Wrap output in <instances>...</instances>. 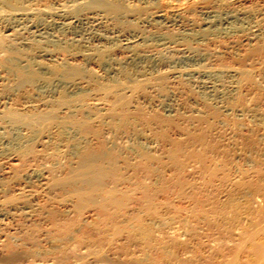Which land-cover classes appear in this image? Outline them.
<instances>
[{"label": "rangeland", "instance_id": "obj_1", "mask_svg": "<svg viewBox=\"0 0 264 264\" xmlns=\"http://www.w3.org/2000/svg\"><path fill=\"white\" fill-rule=\"evenodd\" d=\"M83 1L86 2L83 3ZM89 1L91 0L78 2L83 8ZM121 1L125 3L128 13L126 12L120 18L117 25L112 16H110L111 18L103 16V19L102 15L104 14H100L93 8L90 10L86 6L83 8L84 12H78L80 14L76 16L78 19L72 17L71 13L73 12L68 11L70 13H67L66 10L73 11L72 9L77 6L70 9L68 7L65 11L60 9L62 5L72 4H69V0H30V4L29 0H22V4L18 7L24 9V6L28 5V11L34 12L31 15L33 17L29 16L25 20L21 17L25 22L19 17L18 21L14 18L15 21L11 19L8 20L9 23L6 21L0 23V35L7 34L3 35L7 38L10 35V41L15 40L12 44L22 48L25 53L33 54V51L36 50L31 45V41L40 38L38 37L40 31L50 38L56 50L59 49L56 52L51 49L52 45H41L42 48H40L45 51H42L45 55L39 59L41 60L39 61L40 68L43 67L42 73H40L43 77H47L50 83L46 80L43 87L41 85L40 88V84L39 87L37 86L39 89L37 87L36 89L32 88L27 84L20 86L16 81V74L14 73L15 77L11 71L5 70L6 68L1 67L0 64V70L3 69L0 72L1 116H4L6 110H12L19 116L31 115H26V117L31 118L30 122L34 118L35 121L36 119L39 121L36 123L37 121L33 120L34 122H28L29 124L24 121L21 123L14 121L12 124L13 121L6 119V117H0V121H4L0 123V264H224L228 261H231V264H258L255 247L264 248V229H262L264 226V57L257 58L258 54L254 51L255 41L249 39L245 31L241 34L235 32L232 35H220L216 30L208 33L206 29L204 34L202 30L205 29V26L202 22L207 13L209 17H213L211 19H214L213 23L217 25L216 27L229 17L235 19V17L244 16L245 18L248 16L247 19L245 18L247 20L245 22L248 23L247 27L255 24L256 26L254 25L251 29L258 31L261 28L259 31L263 32L264 0ZM156 2L159 3L156 4ZM163 2H165L164 5H162ZM140 6L145 8H140V11H143L138 12ZM52 7H54V11L57 9L58 13L56 12L57 15H55L53 11V15L49 16ZM136 7L138 11H134ZM37 8L43 10L45 8L49 12L41 13L43 10L39 11ZM128 9L133 10L134 13L137 12L138 17L136 13L134 15L133 11L131 13V10ZM165 10H167V14L170 12L169 15L173 16L175 24L168 26L170 29L168 27L162 28V33L169 29L168 32L171 31L172 34L181 31L192 34L198 30L199 33L201 30L200 34H204L199 37V42H187L191 49L184 42L171 44L168 48L156 47L152 44L155 49L150 42L149 44L146 43L147 46L140 42L141 45H145V47L142 45L143 49L140 44L135 46L137 51H125L115 47L107 53L105 61L101 62L93 54L90 55L92 58L80 56L84 52L83 50L87 49L86 46L101 45L95 39V30H101V33L106 32L108 34L111 29L112 31L121 29L126 35L135 33V35L144 36L145 33L147 35L146 30L154 31L148 23H145L148 21L149 15L152 17L154 13ZM94 15L101 19L98 20L101 29H98L99 25L96 28V24L93 25L92 18ZM39 18H42L44 23ZM107 19L113 21L116 28L113 27V23L110 25V21L108 23ZM122 21L127 24L124 25ZM26 22L29 25L25 24ZM66 22L67 24L64 25ZM68 23L71 25L68 26ZM101 24H104V28ZM107 24L111 26L110 32H108ZM25 25L27 28L24 27ZM7 26L8 28H6ZM125 27H127L126 30ZM128 27L133 29L130 30ZM2 28L3 30H1ZM171 28L174 29L171 30ZM12 29L16 32L14 33ZM43 29L45 32L42 31ZM65 30H67L66 33ZM35 32L36 35L38 33L37 37L34 36ZM166 32L165 34H169ZM42 33L40 34L43 35ZM211 33L218 35L213 34V36L210 35ZM33 36L34 38H32ZM84 39L88 45L82 43L81 40ZM96 43L98 44L96 45ZM56 44L68 46L67 48L62 46L64 49H61L63 52H60L61 46L57 47ZM138 46L140 47L138 48ZM40 48H37L36 51ZM79 50H82L81 53ZM61 58L67 60L62 59L63 61H61ZM131 58H134V61ZM236 61L238 63L240 61L241 64L238 65ZM63 62H67L65 64L68 65L66 66L67 69L68 67H75V65H82L85 70L84 75L82 77L72 76L71 78V75L65 74V77L63 73L64 77H62V73H58L57 68L53 69V65L58 67V64H64ZM18 63L24 64L19 59ZM133 64L135 70L132 68ZM192 64L195 65V68L201 65L202 67L197 68L208 69L213 74L215 73L216 77L213 75L209 79L206 78L208 84L204 86L205 89L192 82L196 76L192 79V77L188 78L185 75L181 76L182 74L177 75L182 66L185 71L187 67L192 68ZM128 66L129 69H126ZM170 67L173 68V73ZM250 67L252 71H250ZM70 68L69 71L67 70L68 72H70ZM124 70L127 71L128 75L124 76ZM227 70L234 74V80H232L233 76L227 78ZM133 71L137 73L134 74ZM240 72L241 74H239ZM160 73L161 75H159ZM144 74L146 75L144 76ZM141 76L144 78L149 76V78L144 79ZM7 77L9 80H6ZM14 77L15 81H13ZM16 82L17 84H15ZM209 82L213 84L211 85ZM60 95L66 96L62 102L68 100L67 103L69 102V104L58 102ZM66 106H70L71 109ZM37 111L42 112V114ZM34 112L39 115L35 113V116ZM43 114L46 115V118ZM37 116H40L38 118L42 120L38 119ZM47 117L49 118L47 119ZM40 120L43 122L41 123ZM17 123L18 125L14 126ZM32 123L38 124V128ZM30 125L32 128L27 127ZM180 147L184 152L179 150ZM142 149L143 152L148 151L151 154H149L150 157L145 154L146 151L145 153L140 152ZM177 150L180 152L178 153ZM86 153L93 156L88 159L91 167H101L107 173L98 180L99 182L94 184L101 183V186L104 185L107 188L106 192H112L113 197H116L118 201L123 198L121 201L125 202L118 204V206L122 204V207L120 206L121 211L117 204L116 206L113 203L110 204L111 201L103 203L101 199L109 194L104 193V195L106 194L104 196L101 192L100 195L99 190L95 191L97 188L94 186L95 192L92 193V191L88 196L86 189L90 185L88 186L81 179V173H84L82 156ZM137 154H141L142 157L144 154L147 155L148 160L151 157L154 158L149 160L151 164L148 161L146 170L141 167V161H143L141 156V158L138 156L141 159L140 162L138 161L139 164L136 163L137 166H140L136 167ZM174 156H176L174 158L176 161L173 160ZM149 165H154L155 167H152L156 169H150L151 166L149 167ZM157 166L161 167L158 169ZM148 167L151 172L147 170ZM132 168H135L134 172H132ZM137 168L142 174L136 172ZM112 169L114 172H119L111 173L110 170ZM126 169L131 171H126ZM142 170H145L144 173ZM134 173L140 177L134 178ZM126 175L128 176L125 177ZM143 175L146 178L144 181ZM141 179L142 181H140ZM173 182L175 183L173 184ZM138 183L140 186L142 184L146 186L140 187ZM130 185L131 188H129ZM104 186L102 189L100 188L101 191L106 190ZM110 187L112 190L114 187V193L117 196ZM166 187L171 190L174 189L171 191L168 188L165 191ZM146 189H149L147 190L149 193L155 190V193L149 194L153 201L149 197V200L148 198L145 199L146 204H150L149 201H152L150 204L152 206L143 207ZM125 192H128V195ZM170 193L172 194L170 195ZM125 195L129 198H124ZM149 195L146 192V196ZM125 204L126 207L124 208ZM103 205L104 207H102ZM141 205L142 207H140ZM148 206L153 208L150 209ZM157 206H160V210ZM221 208L224 211H221ZM102 209L103 211H101ZM110 209H113L111 213L114 214H110L114 216L109 215ZM159 212L161 215H157L160 214ZM100 213L105 214V216ZM132 213H138L141 219L138 216L135 218L136 214ZM117 214L120 215L118 216L120 219L116 216ZM126 218H129L128 221ZM134 219H140L143 223H140V220L134 221ZM100 220H104V222ZM129 220L135 227H131ZM125 222L129 223V226ZM133 222L136 223L137 227ZM138 223L142 224L143 227L139 226ZM145 227L150 229L149 234H146L147 237L143 235L146 230ZM115 229L117 230L115 231ZM129 230L131 232L137 230L135 233H131L132 236L141 232V237L137 234L133 236H138L140 239L138 237L133 239L129 236ZM253 232L255 234L248 237ZM151 234L154 235V239L152 238L153 235L150 236ZM150 241H152L151 244L154 243L152 246L156 247L154 250H152L151 245V248L148 246ZM145 242L147 243L145 244ZM141 245L147 246L144 248ZM164 245L165 247L168 245L169 248L163 247ZM140 246L142 249L144 248V251L148 247L146 249L148 255L140 249ZM150 249L153 251L152 253L149 251ZM170 249L171 252L169 253ZM143 255H146L145 258ZM151 255H156L153 257L156 259H154L155 261L152 260ZM150 256L151 260H149Z\"/></svg>", "mask_w": 264, "mask_h": 264}, {"label": "bare ground", "instance_id": "obj_2", "mask_svg": "<svg viewBox=\"0 0 264 264\" xmlns=\"http://www.w3.org/2000/svg\"><path fill=\"white\" fill-rule=\"evenodd\" d=\"M37 1V0H36ZM66 1H68V0H66ZM78 1H80V0H69V4L70 3H72V4H70V5H68V3L67 4H65V5H62L61 7L62 8H60V9H64V11L68 8V9H70L71 7H76L75 9H72L73 11H71V10H66V12L67 13H70V12H73V13H71L72 14V17H74V18H76V19H78L76 16H77V14H78V16L80 15L79 13L80 12H82L84 9V7L86 6L87 8L89 7L90 8V10H92L91 8H93V10H96L97 12H99L100 14L102 13V14H104V15H102V18H103V16L105 17V16H107V17H110V16H112V18L114 19V20H116V25L119 23V20H120V18L121 17H123V15L127 12L126 11V6H125V3H123L121 0H109V1H107V0H91V1H89L87 4H83L84 5V7L83 8H81L82 6H81V4L80 3H82V0H81V2L79 3ZM125 1V0H124ZM128 1V0H127ZM131 1V0H130ZM149 1V0H148ZM163 1V0H162ZM166 1V0H165ZM61 2H64V1H61ZM84 2H86V1H83V3ZM153 2V1H152ZM166 2H168V1H166ZM25 3V2H24ZM32 3V2H31ZM133 3V2H132ZM159 3V2H158ZM157 2H156V4H158ZM164 3L165 2H163V4L162 5H164ZM169 3H171V2H169ZM168 3V4H169ZM22 4V0H0V23L1 22H4V21H6V23L8 22V20H11V19H13L14 20V18H16L17 19V21H18V19H19V17L21 18H24V20L27 18L28 19V17L30 16V17H33V16H31L34 12H29L28 11V9H27V7H28V5L27 6H24V9H23V7H21V8H19L18 7V5H21ZM29 4H30V0H29ZM36 4V3H35ZM57 4V3H56ZM63 4V3H62ZM80 4V6H78ZM151 4V3H150ZM167 4V3H166ZM24 5V4H23ZM22 5V6H23ZM33 5V4H32ZM152 5V4H151ZM56 6H58V5H56ZM144 6H145V4H144ZM153 6V5H152ZM166 6V5H165ZM165 6H163V7H165ZM170 6V5H169ZM263 6V5H262ZM32 7V6H31ZM37 7H39L38 5H37ZM60 7V6H59ZM149 7H150V5H149ZM167 7V6H166ZM165 7V9H167ZM45 8H47V7H45ZM45 8H44V10L42 9V8H37V9H39V11L42 9L43 11H41V13H44V11L46 12L47 11V9L45 10ZM54 7H52V8H50L51 10L50 11H52V12H49V11H47V12H49L48 14H49V16H51V14L53 15V11H54V9H53ZM129 8V7H128ZM140 8H141V6L139 7V11L137 10V7H136V9L134 10V11H138V12H141V11H143V10H141L140 11ZM143 9L145 8V7H142ZM141 8V9H142ZM161 7H159V9H160ZM171 8V7H170ZM250 8V7H249ZM30 9V8H29ZM53 9V10H52ZM56 9V8H55ZM35 10H36V8H35ZM81 10V11H80ZM89 10V9H88ZM128 10H131V9H128ZM147 10V9H146ZM146 10H144V11H146ZM160 10H162V9H160ZM241 10V9H240ZM250 10V9H249ZM248 10V11H249ZM252 10V9H251ZM33 11H34V9H33ZM68 11H70V12H68ZM95 11V12H96ZM132 11L133 10H131V13H132ZM134 11H133V13H134ZM167 10H165L164 12H161V11H159V13H154V15H152V17H150V15H149V17H150V19H149V17H148V21L146 22L145 21V23H148V25L149 26H151L152 28H153V30L154 31H147L146 29V32H147V35H146V33H145V35L144 36H138V35H135V33L133 32V30H132V32L134 33L133 35H126L125 33H124V31L123 30H118V31H112V29L110 28L111 26H109V24H107L108 26H107V28L109 29H107L106 27V30H108V32H110V29H111V32L110 33H108V34H106V32L105 33H101L99 30V32L97 31V30H95L94 31V35H95V39L97 40V41H99L98 43H101V45L99 44L98 46H95V45H93L92 47H88L89 45L87 44V41H85V39L84 40H81L82 41V43H84V45H88V46H86V50H83L84 52L83 53H81V51H80V53H81V57H83V58H86V57H89L91 54H93L95 57H98V59L100 60V62L101 61H103L106 57H107V53L108 52H110V50L113 48H117V49H120V50H128V51H135L136 49H135V46H137V45H141V43H144L145 45H146V43L148 42V44H149V42H150V44H151V46H153V45H155L156 47H165V48H168V46H170L171 44H174L175 45V43H177V44H179V43H182V42H184V44H187V42H193V41H195V42H197L198 40H199V37L200 36H202V35H204L205 34V30L209 33V31H214V30H216L217 31V33H219L220 35H222V34H235V32L237 33H239V34H241V32H246V34L248 35V37H249V39H251L252 41H255V47H254V51L255 52H257V54H258V57L257 58H259V57H264V31L263 32H260L261 30V28H259L258 29V31L257 30H255V29H251L255 24H253V26H249V27H247L248 26V23L247 22H245V21H247V20H245V18L247 19V17H245L244 18V16H241V17H235V19H232L231 17H229V18H227V19H225L224 20V22H221L222 24L221 25H218V27H216L217 25H215L214 23H213V20L214 19H211V18H213L212 16H208L207 14L204 16V18H203V22H202V24L205 26L204 28L205 29H203L202 30V32H204V34H200L201 33V30H200V33L197 31L196 33L194 32H192V34H190V33H188V32H179V31H177L178 30V28H176L177 30V32H179V33H176V32H174V34H172V33H170V32H168L169 31V27L168 26H170V25H172V26H174V24H175V22H174V20H173V16L171 17L169 14H170V12H169V14H167L168 12H166ZM201 11V10H200ZM244 11V10H243ZM253 11V10H252ZM259 11V10H258ZM56 12L58 13V11H57V9H56V11H54V13H55V15H57L56 14ZM79 12V13H78ZM84 12V11H83ZM94 12V11H93ZM96 12V13H97ZM147 12V11H146ZM154 12H156V11H154ZM174 12V11H173ZM202 12V11H201ZM203 12H204V10H203ZM35 13H37V12H35ZM39 13V12H38ZM60 13V12H59ZM86 13V12H85ZM128 13V12H127ZM130 13V14H131ZM136 14H137V17H138V13L137 12H135ZM135 13H134V15H135ZM230 13V12H229ZM254 13V12H253ZM261 13V12H260ZM40 14V13H39ZM46 14V13H45ZM44 14V15H45ZM61 14V13H60ZM65 14V13H64ZM82 14V13H81ZM94 14V13H93ZM235 14V13H234ZM255 14V13H254ZM35 15V14H34ZM38 15V14H37ZM61 15H63V14H61ZM68 15V14H67ZM67 15H64V16H67ZM97 15H98V13H97ZM97 15H94V17L92 18L93 20H92V22H93V25H94V23L96 24V26H95V28L98 26V29H101V27H100V24H99V22H98V20H101V19H98V18H96V16ZM241 15V14H240ZM263 15V14H262ZM41 16V15H40ZM39 16V17H40ZM92 16V15H91ZM99 16V15H98ZM132 16V15H131ZM202 16V15H201ZM214 16V15H213ZM233 16V15H232ZM250 16V15H249ZM18 17V18H17ZM35 17H37L38 18V16H35ZM34 17V18H35ZM42 17V16H41ZM61 17V16H60ZM63 17V16H62ZM69 17V16H68ZM81 17V16H80ZM106 17V18H107ZM125 17V16H124ZM128 17H129V14H128ZM228 17V16H227ZM21 18V19H22ZM45 18V17H44ZM99 18H101V17H99ZM111 18V17H110ZM201 18V17H200ZM234 18V17H233ZM30 19V18H29ZM50 19H51V17H50ZM60 19V18H59ZM72 19V18H71ZM104 19V18H103ZM102 19V20H103ZM123 19V18H122ZM130 19H132V18H130ZM138 19V18H137ZM144 19V18H143ZM175 19V18H174ZM252 19H254V18H252ZM23 19H22V21H24ZM39 20H41L42 21V18L40 19L39 18ZM53 20V19H52ZM82 20V19H81ZM108 20V19H107ZM106 20V21H107ZM112 20V19H111ZM140 20H141V18H140ZM146 20V19H145ZM176 20V19H175ZM218 20V19H217ZM234 20V21H233ZM249 20V19H248ZM15 21V20H14ZM16 21V22H17ZM21 21V20H20ZM26 21H28V20H26ZM65 21H66V19H65ZM69 21V20H68ZM84 21V20H83ZM90 21V20H89ZM109 21L110 20H108V23H109ZM200 21H201V19H200ZM254 21V20H253ZM10 22V21H9ZM8 22V23H9ZM25 22V21H24ZM43 22V21H42ZM46 22V21H45ZM48 22V21H47ZM62 22V21H61ZM115 22V21H114ZM131 22V21H130ZM142 22H143V20H142ZM249 22H252V21H249ZM258 22V21H257ZM5 23V24H6ZM12 23V22H11ZM21 23V22H20ZM19 23V24H20ZM30 23V22H29ZM32 23V22H31ZM38 23H40V22H38ZM44 23V22H43ZM50 23V22H49ZM55 23H56V20H55ZM71 23V22H70ZM82 23V22H81ZM88 23V22H87ZM91 23V22H90ZM111 23H113V21L111 22L110 21V25H111ZM122 23H123V21H122ZM126 23V22H125ZM125 23H123L124 25H125ZM134 23V22H133ZM256 23V22H255ZM2 24V23H1ZM25 24H28V22H26ZM46 24H48V23H46ZM54 24V23H53ZM67 24V22L66 23H64V25H66ZM114 24V23H113ZM127 24V23H126ZM130 24V23H129ZM136 24H138V23H136ZM135 24V25H136ZM220 24V23H219ZM251 24V23H250ZM14 25V24H13ZM29 25V24H28ZM49 25V24H48ZM54 25H56L57 26V24H54ZM62 25H63V22H62ZM71 25V24H70ZM69 25V23H68V26H70ZM102 25V28H104L103 27V25L104 24H101ZM141 25V24H140ZM142 25H143V23H142ZM147 25V24H146ZM147 25V26H148ZM176 25H177V23H176ZM20 26V25H19ZM61 26V25H60ZM59 26V27H60ZM105 26H106V24H105ZM115 26V24L113 25V27ZM123 26V25H122ZM220 26V27H219ZM256 26V25H255ZM16 27V26H15ZM24 27H26V25L24 26ZM24 27H23V29H24ZM40 27V26H39ZM63 27V26H62ZM74 27V26H73ZM81 27V26H80ZM92 27V26H91ZM91 27H89V28H91ZM100 27V28H99ZM112 27V28H113ZM124 27V26H123ZM130 27V26H129ZM128 27V28H129ZM145 27V26H144ZM150 27V28H151ZM165 27H168L169 29L168 30H166L169 34H165V32L164 33H162V31H161V29L162 28H165ZM178 27H179V25H178ZM207 27V28H206ZM262 27V26H261ZM6 28H8V26L6 27ZM17 28H19V27H17ZM16 28V29H17ZM27 28V27H26ZM37 28V27H36ZM35 28V29H36ZM115 28H116V26H115ZM137 28V27H136ZM140 28V27H139ZM150 28H148V29H150ZM151 28V29H152ZM257 28H258V26H257ZM264 28V27H263ZM14 29V28H13ZM12 29V30H13ZM39 29V28H38ZM58 30H59V28H57ZM64 29V28H63ZM70 29V28H69ZM68 29V30H69ZM72 29V28H71ZM125 30L127 29V27H125L124 28ZM130 29V28H129ZM131 29H133V28H131ZM130 29V30H131ZM174 29V28H173ZM172 28H171V30H173ZM180 29V28H179ZM184 29V28H183ZM211 29V30H210ZM1 30H3V28L1 29ZM45 29H43L42 31H44ZM105 30V29H104ZM117 30V29H116ZM144 30V31H145ZM260 30V31H259ZM14 31V30H13ZM22 31V30H21ZM24 31V30H23ZM25 31H26V29H25ZM32 31H33V29H32ZM32 31H30V32H32ZM66 31L67 30H65V33H66ZM90 31V30H89ZM98 33H97V32ZM135 31H137L136 29H135ZM163 31H164V29H163ZM186 31H188L187 29H186ZM196 31V30H195ZM12 32V31H11ZM16 31H14V33H15ZM34 32V31H33ZM39 32V31H38ZM45 32V31H44ZM48 32H50L49 30H48ZM48 32H47V34H48ZM52 32V31H51ZM62 32H64V31H62ZM73 32V31H72ZM91 32V31H90ZM127 32V31H126ZM138 32V31H137ZM150 32V33H149ZM166 32V33H167ZM173 32V31H172ZM215 32V31H214ZM13 33V34H14ZM40 33H42L41 31H40ZM39 33V35L40 36H38V37H40L39 39H36L35 38V40H33V41H31L32 42V46L37 50V48H40L41 47V45L43 46V45H52L53 46V44L51 43V41H50V38L49 37H47L46 36V34L45 33H42L43 35H41ZM55 33H56V31H55ZM59 33H61V32H59ZM64 33V34H65ZM69 33V32H68ZM74 33V32H73ZM72 33V34H73ZM84 33V32H83ZM96 33V34H95ZM139 33H142V32H139ZM216 33V34H217ZM2 34V33H1ZM17 34V33H16ZM30 34V33H29ZM45 34V35H44ZM63 34V33H62ZM138 34V33H137ZM143 34V33H142ZM213 34H215V33H211L210 35H213ZM215 34V36H217ZM243 34V33H242ZM3 35H7V34H3ZM3 35H0V64H1V67L3 66V67H5L6 69L5 70H7V71H11L13 74L15 73L16 74V76H17V82H18V84L20 85V86H22L21 84H23V86H25L26 84L27 85H29L30 87L32 86V88L34 87L35 89H36V87L38 86L39 87V84H40V88H41V85H42V87H43V85H45V83H46V80H47V77H43V75L41 74L42 72H41V69L43 68H40V66H41V64H39V61H41V60H39V59H41L44 55H45V53H43L42 51H44V50H41V48H40V50L38 49V51H36V50H34L33 51V54H29L28 52L27 53H25L23 50H22V48H20V47H17L16 46V44H12L14 41H10V35H9V38H7V37H4ZM37 35H38V33H37ZM37 35H36V32L34 33V36H36L37 37ZM49 35V34H48ZM52 35V34H51ZM87 35V34H86ZM225 35V36H226ZM244 35V34H243ZM31 36V35H30ZM29 36V37H30ZM34 36L32 37V38H34ZM58 36V35H57ZM63 36V35H62ZM74 36V35H73ZM78 36V35H77ZM82 36V35H81ZM214 36V35H213ZM240 36V35H239ZM13 37V36H12ZM16 37V36H15ZM28 37V39H30ZM206 37V36H205ZM210 37V36H209ZM230 37V36H229ZM235 37H237V36H235ZM243 37V36H242ZM49 38V39H48ZM78 38V37H77ZM85 38V37H84ZM207 38V37H206ZM211 38H213V37H211ZM14 39V38H13ZM52 39V38H51ZM76 39V38H75ZM91 39V38H90ZM94 39V40H95ZM238 39V38H237ZM246 39V38H245ZM27 40V39H26ZM31 40V39H30ZM58 40V39H57ZM77 40H79V39H77ZM95 40V41H96ZM211 40V39H210ZM248 40V39H247ZM64 41V40H63ZM66 41V40H65ZM70 41H72V40H70ZM70 41H69V43H70ZM80 41V42H81ZM88 41H89V39H88ZM241 41V40H240ZM30 42V43H31ZM52 42H54V41H52ZM56 42V41H55ZM54 42V43H55ZM58 42H59V40H58ZM57 42V43H58ZM67 42V41H66ZM79 42V41H78ZM139 42V43H138ZM141 42V43H140ZM199 42V41H198ZM247 42V41H246ZM24 43V42H23ZM68 43V42H67ZM75 43V42H74ZM98 43H96V45L98 44ZM249 44H250V42H248ZM25 44V43H24ZM71 44H73V43H71ZM70 44V45H71ZM79 44V43H78ZM93 44V43H92ZM95 44V43H94ZM144 44H142V45H144ZM153 44V45H152ZM176 44V45H177ZM190 44V43H189ZM195 44V43H194ZM199 44V43H198ZM252 44V43H251ZM15 45V46H14ZM23 45V44H22ZM70 45H69V47H70ZM80 45V44H79ZM142 45H141V47H142ZM145 45H144V47H145ZM191 45V44H190ZM56 46L57 47H60V46H58L57 44H56ZM62 46H66V45H62ZM61 46V47H62ZM68 46V45H67ZM67 46L65 47V48H67ZM73 46V45H72ZM77 46V45H76ZM82 46V45H81ZM80 46V47H81ZM147 46V45H146ZM180 46V45H179ZM187 46H188V44H187ZM55 47V45L51 48L53 51L55 50L56 52L57 51H59V49L57 48V50H56V48H54ZM60 47V52H63V51H61V49H64L63 47L61 48ZM85 47V46H84ZM140 46H138V48H139ZM154 47V46H153ZM175 47V46H174ZM185 47H186V45H185ZM189 47V46H188ZM34 48H32V49H34ZM44 48V47H43ZM50 48V47H49ZM54 48V49H53ZM71 48V47H70ZM73 48V47H72ZM152 48V47H151ZM160 48V49H161ZM170 48V47H169ZM173 48V47H172ZM190 48V47H189ZM50 49V50H51ZM69 49V48H68ZM142 49H143V47H142ZM154 49H155V47H154ZM159 49V48H158ZM187 49V48H186ZM191 49V48H190ZM26 50V49H25ZM46 50V49H45ZM70 50V49H69ZM68 50V51H69ZM75 50H77L76 48H75ZM164 50H166V49H164ZM171 50H173V49H171ZM188 50V49H187ZM193 50V49H192ZM249 50V49H248ZM26 51H28V50H26ZM47 51V50H46ZM67 51V50H66ZM137 51V50H136ZM145 51V50H144ZM146 51H148V50H146ZM159 51H161V50H159ZM29 52H32V51H29ZM35 52V53H34ZM45 52V51H44ZM52 52V51H51ZM59 52V53H60ZM122 52V51H121ZM166 52V51H165ZM246 52V51H245ZM249 52V51H248ZM251 52V51H250ZM252 52H253V50H252ZM254 52V53H255ZM47 53V52H46ZM49 53V52H48ZM65 53V52H64ZM76 53V52H75ZM79 53V52H78ZM132 53V52H131ZM134 53V52H133ZM141 53V52H140ZM169 53V52H168ZM181 53V52H180ZM183 53V52H182ZM185 53V52H184ZM190 53V52H189ZM54 54V53H53ZM61 54H63V53H61ZM67 54H69V53H67ZM66 54V55H67ZM136 54V53H135ZM134 54V55H135ZM170 54H171V52H170ZM169 54V55H170ZM176 54V53H175ZM55 55H56V53H55ZM72 55H74V54H72ZM128 56H129V54H127ZM133 55V54H132ZM143 55V54H142ZM154 55V54H153ZM184 55V54H183ZM190 55V54H189ZM248 55H249V53H248ZM247 55V56H248ZM54 56V55H53ZM76 56V55H75ZM121 56H122V54H121ZM151 56V55H150ZM150 56H148V58L150 57ZM176 56V55H175ZM177 56H180V55H177ZM250 56V55H249ZM255 56V55H254ZM257 56V55H256ZM72 57V56H71ZM80 57V59H82ZM125 58H126V56H124ZM136 57V56H135ZM134 57V58H135ZM170 57V56H169ZM192 57V56H191ZM191 57H190V59H191ZM246 57V56H245ZM57 58V57H56ZM55 58V59H56ZM64 58V57H63ZM63 58H61V61H65V60H67V59H63ZM66 58V57H65ZM69 58V57H68ZM90 58H92V56H90ZM120 58V57H119ZM122 58V57H121ZM124 58V59H125ZM134 58H131L132 60L134 59ZM151 58V57H150ZM174 58V57H173ZM172 58V59H173ZM179 58V57H178ZM184 58H185V55H184ZM187 58V57H186ZM249 58H251V57H249ZM18 59L19 60H21V62L22 63H24V64H20V63H18ZM54 59V58H53ZM63 59V60H62ZM88 59V58H87ZM97 59V60H98ZM123 59V58H122ZM136 59V58H135ZM158 59V58H157ZM167 59V58H166ZM180 59H182V58H180ZM188 59V58H187ZM186 59V60H187ZM264 59V58H263ZM51 60V59H50ZM78 60V59H77ZM82 60H84V59H82ZM98 60V61H99ZM131 60V61H132ZM152 60V59H151ZM171 60V59H170ZM169 60V61H170ZM176 60V59H175ZM189 60V59H188ZM258 60V59H257ZM260 60V59H259ZM17 61V62H16ZM43 61H45V60H43ZM59 61V60H58ZM71 61V60H70ZM95 61V60H94ZM93 61V62H94ZM105 61V60H104ZM129 62H130V60H128ZM134 61V60H133ZM132 61V62H133ZM155 61H156V59H155ZM178 61V60H177ZM202 61V60H201ZM260 61H263V60H260ZM46 62V61H45ZM48 62V61H47ZM55 62V61H54ZM99 62V63H100ZM123 62V61H122ZM137 62V61H136ZM135 62V63H136ZM146 62V61H145ZM160 62V61H159ZM174 62V61H173ZM176 62V61H175ZM182 62V61H181ZM183 62H184V60H183ZM196 62H197V60H196ZM195 62V63H196ZM199 62V61H198ZM237 62V61H236ZM244 62V61H243ZM43 63V62H42ZM52 63V62H51ZM64 63V62H63ZM68 63H70V62H68ZM97 63V62H96ZM127 63V62H126ZM131 63V62H130ZM154 63V62H153ZM152 63V64H153ZM202 63V62H201ZM206 63V62H205ZM239 63H240V61H239ZM239 63L237 62V64L239 65ZM56 64H58V63H56ZM65 64H67V62L66 63H64V64H58V67L56 66H54L53 64V69L54 68H57V72L58 73H62V77H64L63 76V73H64V75L66 74L67 76H70L71 75V78H72V76L73 77H77V76H80V77H82L83 75H84V73H85V70H84V68L82 67V65L80 66V65H75V67H68V69L66 68V66H68V65H65ZM79 64V63H78ZM103 64V63H102ZM119 64H121V63H119ZM125 64V63H124ZM132 64V63H131ZM138 64V63H137ZM137 64H136V66H137ZM176 64H178V63H176ZM187 64H188V61H187ZM189 64H191V63H189ZM203 64V63H202ZM210 64V63H209ZM241 64V63H240ZM43 65V64H42ZM48 65V64H47ZM72 65V64H71ZM98 65V64H97ZM126 65V64H125ZM130 65V64H129ZM134 65V64H133ZM140 65V64H139ZM174 65V64H173ZM196 65H197V63H196ZM200 65V64H199ZM245 65V64H244ZM44 66V65H43ZM141 67H142V65H140ZM154 66V65H153ZM152 66V67H153ZM195 65H191V67L192 68H188L187 67V70H183V66H182V69H180L181 71L180 72H178V74L177 75H181V76H183V75H185V76H187L188 78H191L192 77V79H193V77H195L194 79V81L192 80V79H190V80H192V82L193 83H195L197 86H201L202 88H204V86L206 85V84H208L207 83V81H208V79L210 78V77H213V75L215 74H213V72H211L210 70H208V69H206L205 67V69L206 70H202L201 68H197V67H200V66H197L196 68L194 67ZM237 66V65H236ZM45 67V66H44ZM52 67V66H51ZM126 67H127V65H126ZM126 67H124V68H126ZM151 67V68H152ZM186 67V66H185ZM202 67V66H201ZM233 67V66H232ZM235 67V66H234ZM243 67V66H242ZM40 68V69H39ZM69 68H70V72H68L69 71ZM132 68H133V70H135L136 68H135V65L134 66H132ZM131 67H130V69H132ZM171 68V67H170ZM180 68V67H179ZM210 68V67H209ZM244 69H245V67H243ZM249 68V67H248ZM251 68V67H250ZM254 68V67H253ZM39 69V70H38ZM50 69V68H49ZM52 69V68H51ZM126 69H129V66H128V68H126ZM138 69V68H137ZM167 69V68H166ZM172 69V73H173V68H171ZM186 69V68H185ZM198 69V70H197ZM239 69V68H238ZM237 69V70H238ZM1 70H3V69H1ZM1 70H0V72H1ZM48 70V69H47ZM68 70V71H67ZM120 70V69H119ZM143 70V69H142ZM168 71H169V69H167ZM178 70V69H177ZM183 70V71H182ZM240 70V69H239ZM55 71V70H54ZM122 71V70H121ZM125 71L126 70H124V76H126V75H128V73H127V71H126V73H125ZM138 71H139V69H138ZM153 71V70H152ZM167 71V72H168ZM234 71V70H233ZM243 71V70H242ZM250 71H252V68L250 69ZM254 71V70H253ZM41 72V73H40ZM45 72V71H44ZM48 73H49V71H47ZM66 72V73H65ZM123 72V71H122ZM133 72H135L134 74H136L137 72L136 71H133ZM239 72V71H238ZM238 72H237V74H238ZM244 72V71H243ZM247 72H249L248 70H247ZM8 73V72H7ZM46 73V72H45ZM53 73H55V74H57L56 72H53ZM144 73V72H143ZM157 73V72H156ZM226 73V72H225ZM234 73V72H233ZM246 73V72H245ZM244 73V74H245ZM255 73V72H254ZM253 73V74H254ZM3 74H5V73H3ZM2 74V75H3ZM15 74H14V76H15ZM44 74V73H43ZM59 74V75H60ZM147 74V73H146ZM146 74H144V76L146 75ZM169 74V73H168ZM217 74V73H216ZM239 74H241V72L239 73ZM257 74V73H256ZM259 74V73H258ZM46 75V74H45ZM58 75V74H57ZM66 75H65V77H66ZM159 75H161V73L159 74ZM166 75V74H165ZM224 75V74H223ZM226 75V74H225ZM246 75V74H245ZM255 75V74H254ZM253 75V76H254ZM261 75V74H260ZM11 76H13V75H11ZM15 76V77H16ZM48 76V75H47ZM56 76V75H55ZM150 76V75H149ZM149 76H146L145 78L143 77V76H141V77H143L144 79H146L147 77L149 78ZM152 76V75H151ZM158 76V75H157ZM167 76V75H166ZM170 76V75H169ZM173 76V75H172ZM215 77H216V75H214ZM228 76V77H227ZM227 78H229V77H232L233 79L232 80H234V74H232V72H228V70H227ZM239 76V75H238ZM264 76V75H263ZM1 77V76H0ZM15 77H14V80L13 79H11V80H13V81H15ZM49 77V76H48ZM53 77V76H52ZM51 77V78H52ZM114 77V76H113ZM112 77V78H113ZM214 77V78H215ZM224 77V76H223ZM242 77V76H241ZM247 77V76H246ZM250 77V76H249ZM248 77V78H249ZM4 78V77H3ZM8 78V77H7ZM6 78V80H9V78L7 79ZM13 78V77H12ZM56 78V77H55ZM68 78V77H67ZM70 78V77H69ZM70 78V79H71ZM147 78V79H148ZM152 78V77H151ZM175 78V77H174ZM182 78V77H181ZM206 78H208V79H206ZM219 78V77H218ZM237 78V77H236ZM75 79V78H74ZM49 80V79H48ZM47 80V81H48ZM54 80V79H53ZM73 80V79H72ZM188 80V79H187ZM217 80V79H216ZM224 80V79H223ZM225 80H227V79H225ZM231 80V81H232ZM55 81V80H54ZM65 81H68V80H66L65 79ZM71 81V80H70ZM88 81V80H87ZM212 81V80H211ZM219 81V80H218ZM221 81V80H220ZM17 82L15 83V84H17ZM49 83H50V81H48ZM56 82V81H55ZM8 83V82H7ZM85 83V82H84ZM116 83V82H115ZM209 83H211V82H209ZM215 83V82H214ZM9 84H10V82H9ZM12 84H13V82H12ZM55 84V83H54ZM62 84V83H61ZM113 84H114V82H113ZM213 83H211V85H212ZM217 84V83H216ZM5 85H6V82H5ZM8 85V84H7ZM56 85V84H55ZM115 85V84H114ZM189 85V84H188ZM19 86V87H20ZM190 86H192V85H190ZM196 86V87H197ZM214 86V85H213ZM6 87V86H5ZM29 87V88H30ZM37 87V88H38ZM55 87V86H54ZM57 87V86H56ZM61 87H62V85H61ZM66 88H68L67 86H66ZM194 88V87H193ZM208 88V87H207ZM212 88V87H211ZM6 89V88H5ZM35 89H32L33 91L35 90ZM39 89V88H38ZM37 89V90H38ZM73 89V88H72ZM86 89V88H85ZM205 89V88H204ZM215 90H216V88H214ZM213 89V90H214ZM9 90V89H8ZM36 90V91H37ZM60 90V89H59ZM208 90V89H207ZM214 90V91H215ZM41 91V90H40ZM39 91V92H40ZM43 91V90H42ZM62 92V91H61ZM205 92V91H204ZM212 92V91H211ZM38 94V93H37ZM212 94V93H211ZM215 94V93H214ZM62 95V94H61ZM58 96V99L60 100H58V102H62L63 101V99H64V97H66V96H64V97H62V96ZM45 96H46V94H45ZM52 96V95H51ZM60 97V98H59ZM49 98V97H48ZM66 99V98H65ZM72 99V98H71ZM44 100V99H43ZM46 101V100H45ZM65 101V100H64ZM68 101V100H67ZM67 101H65V102H62V104H64V103H67ZM44 103V102H43ZM56 103V102H55ZM38 104V103H37ZM47 104V103H46ZM67 104H69V102L67 103ZM52 105V104H51ZM46 106V105H45ZM51 107V106H50ZM49 107V108H50ZM67 107V106H66ZM65 107V108H66ZM70 106H68L67 108H69ZM72 107V106H71ZM74 107V106H73ZM69 109H71V108H69ZM38 110V109H37ZM50 110H52V109H50ZM7 111V110H6ZM5 111V113H4V118L6 117V119H9L10 121H13V122H11L12 124L14 123V121L15 122H19V123H21V121H24V122H26V123H28V122H30V119L31 118H29L28 116H31V115H28V114H26V115H28L27 117H26V115L24 116V115H21V116H19L18 115V113H15V111H12V110H10V111H7L6 112ZM45 111V110H44ZM43 111V112H44ZM38 113L40 112V111H37ZM37 112H34L33 114H37ZM46 112V111H45ZM50 112V111H49ZM52 112V111H51ZM2 113V114H3ZM32 113V112H31ZM47 113H48V111H47ZM36 114H35V116H36ZM39 114H42V112L41 113H39ZM39 114H37V115H39ZM49 114V113H48ZM47 114V115H48ZM44 115V114H43ZM43 115H41V117L43 118ZM50 115H51V113H50ZM45 116V118H46V115H44ZM0 117H2L1 116V113H0ZM2 117V118H3ZM38 117H40V116H37V118ZM32 118H34V116H32ZM45 118H43L44 120H45ZM49 117H47V119H48ZM35 119V118H34ZM33 119V120H34ZM38 119H41V118H38ZM4 120V119H3ZM9 120H7V121H9ZM33 120H31V122L33 121ZM42 120V119H41ZM41 120H40V122H41ZM35 121V120H34ZM33 121V122H34ZM37 121V122H36ZM36 123H38L39 121L36 119ZM4 122V121H3ZM3 122H1L0 121V123H3ZM23 122V124H25V125H27L26 123H24ZM30 122V123H31ZM43 122V121H42ZM41 122V123H42ZM6 123H9V122H6ZM5 124V123H4ZM29 124V123H28ZM33 124V123H32ZM40 124V123H39ZM15 125H18V123L17 124H14V126ZM33 125H37L36 126V128H38V124H33ZM10 126H11V124H10ZM10 126H9V128H10ZM13 126V125H12ZM6 127H7V124H6ZM18 127V126H17ZM27 127H29V128H32L31 127V125L30 126H27ZM14 128V127H13ZM33 129L35 130V127H33ZM17 130V129H16ZM19 131V130H18ZM31 131V130H30ZM33 131V130H32ZM34 132V131H33ZM177 147V146H176ZM181 148V147H180ZM179 149V148H178ZM180 151L182 150V152H184L183 151V149L181 148V149H179ZM179 150H177L178 151V153L180 152ZM185 150V149H184ZM146 151V150H145ZM145 151L143 152V149L140 151V152H143V153H145ZM140 152H137V153H140ZM148 151H146V153L145 154H150L149 152L147 153ZM88 153V152H87ZM86 153V154H87ZM84 155V156H82V168L84 169V173H81L82 175H81V179H82V181L85 183V184H87L88 186V188L86 189V191H87V194H88V196L90 195V193L92 192V193H94L95 191H98V192H100V195L102 194V195H104V193H107V194H109L108 196L106 195V197H101L102 199H101V201L103 200V203L105 202V201H111V203L110 204H114L115 206H116V204H117V207L118 208H120V211H121V207H122V202H125V201H118V199H116V197H113V194H112V192H106L107 191V188H106V190H105V192H103V191H101L100 190V188L102 189V187L103 186H101L102 184L101 183H98V184H100V185H98V184H94L95 182H97L98 180H100V178L102 177V176H104V175H106L107 173L101 168V167H91L90 166V163L88 162V159L90 158V157H93L92 155ZM144 154V155H145ZM143 155V157H142V155L141 154H137V156L136 157H142L143 158V161H141V157L139 158L138 157V160L137 159H135V161H137V162H135V165H136V167H139L140 165H138L137 166V164H139L138 163V161L140 160L141 161V167L142 168H144L145 170H146V167H147V164H148V161L149 160H153L154 158L153 157H151L149 160L147 159V158H149L150 157V155H149V157L147 156V155H145L144 156ZM173 156V155H172ZM145 157V158H144ZM176 156H174L173 157V160H175L174 158H175ZM153 158V159H152ZM139 161V162H140ZM176 161V160H175ZM134 162H133V164H134ZM137 163V164H136ZM149 163L151 164V162L149 161ZM175 163V162H174ZM131 166H133L134 167V165H131ZM131 166H130V168H131ZM151 165H149V167H150ZM153 167H155L154 165H152ZM151 166V168L150 169H156V168H153ZM149 167L147 168V170H149L150 171V169H149ZM158 167V166H157ZM161 167V166H160ZM160 167H158V169L160 168ZM141 168V169H142ZM113 169H115V168H113ZM110 170V171H112L111 173H115V172H119V171H115L114 172V170ZM133 169V171L132 172H134V169L135 168H132ZM138 169V168H137ZM137 169H136V172H140V170L138 169V171H137ZM116 170V169H115ZM127 170H129V169H126V171ZM145 170H142V172L143 171H145ZM162 170V169H161ZM129 171H131V170H129ZM153 171V170H152ZM159 171V170H158ZM158 171H156V173H158ZM151 172V171H150ZM153 172H155V171H153ZM106 173V174H105ZM110 173V172H109ZM141 173V172H140ZM144 173V172H143ZM146 173H148V172H146ZM118 174V173H117ZM117 174H114V176H117ZM127 174V173H126ZM137 173H134V178L135 177H140V175H136ZM142 174V173H141ZM150 174H152V173H150ZM153 174H155V173H153ZM160 174H161V172H160ZM160 174H159V176H160ZM130 175V174H129ZM133 175V174H132ZM136 175V176H135ZM146 175V174H145ZM148 175V174H147ZM163 175V174H162ZM161 175V176H162ZM118 176H119V174H118ZM128 175H126L125 177H127ZM131 176V175H130ZM148 176H150V175H148ZM158 176V177H159ZM133 177V176H132ZM143 177H144V175H143ZM129 178V177H128ZM142 178V177H141ZM150 178V177H149ZM159 178H161V177H159ZM164 178V177H163ZM131 179V178H130ZM140 179V178H139ZM143 179V178H142ZM142 179L140 180V181H142ZM146 178L144 177V179H143V181L145 180ZM148 179V178H147ZM161 180V179H160ZM99 182V181H98ZM147 182V181H146ZM146 182H145V184H146ZM164 182V181H163ZM140 183V182H139ZM139 183H138V185H139ZM144 183V182H143ZM166 184H167V182H165ZM175 182H173V184H174ZM141 184V183H140ZM149 184V183H148ZM147 184V185H148ZM165 184V185H166ZM129 185V184H128ZM136 185V184H135ZM143 185V184H142ZM140 186V187H145L144 185L143 186ZM172 185V184H171ZM176 185V184H175ZM174 185V186H175ZM96 187L95 189H94V187ZM100 186V187H99ZM127 186V185H126ZM98 187H99V189H98ZM172 187V186H171ZM126 188V187H125ZM128 188V187H127ZM129 188H131V185H130V187ZM148 188V187H147ZM169 188V187H168ZM168 188L166 187V190L165 191H167L168 190ZM110 189H111V187H110ZM144 189V188H143ZM165 189V188H164ZM170 189V188H169ZM174 189V188H173ZM172 189V190H173ZM95 190V191H94ZM112 190V189H111ZM111 190H109V191H111ZM116 190V189H115ZM147 190H149V189H146L145 190V198H144V201H145V205L143 206V207H146V205H149V206H152V205H150V204H152V199L150 198V195L151 194H153V192L155 193V190L153 191V192H148ZM151 191L153 190V189H150ZM157 190V189H156ZM171 190V189H170ZM171 190V191H172ZM113 193H114V187H113ZM117 191V190H116ZM158 191V190H157ZM102 192V193H101ZM146 192H147V195H149V196H146ZM85 194H86V192H84ZM83 193V194H84ZM166 193V192H165ZM84 194V195H85ZM115 194V193H114ZM125 194H127L128 195V192L126 193L125 192ZM167 194V193H166ZM169 194V193H168ZM172 193H170V195H171ZM92 195V194H91ZM104 195V196H105ZM116 195V194H115ZM114 195V196H115ZM122 195H124L123 193H122ZM127 195H125L124 196V198L125 197H127ZM156 195V194H155ZM85 196H87V195H85ZM87 196V197H88ZM117 196V195H116ZM157 196V195H156ZM118 197H120V196H118ZM150 198V200H152V201H149L150 202V204H146V198ZM152 197V196H151ZM166 197H168V196H166ZM129 197H127V199H128ZM149 198H148V200H149ZM153 198H155V197H153ZM156 199V198H155ZM167 199V198H166ZM83 200V199H82ZM124 200H126V199H124ZM147 200V201H148ZM84 201H85V198H84ZM127 201V200H126ZM120 202L122 203L120 206H118V204H120ZM148 202V203H149ZM155 202H156V200H155ZM166 202V201H165ZM168 202V201H167ZM102 203V204H103ZM169 203V202H168ZM101 204V203H100ZM106 204V203H105ZM104 204V205H105ZM157 204V203H156ZM104 205L102 206V207H104ZM159 205V204H158ZM106 206V205H105ZM148 206V207H149ZM156 206V205H155ZM100 207H101V205H100ZM108 207V206H107ZM106 207V208H107ZM124 208L126 207V204H125V206H123ZM140 207H142V205L140 206ZM158 207V209H159V207L160 206H157ZM232 207V206H231ZM234 207V206H233ZM150 208V207H149ZM153 208V207H152ZM152 208H150V209H152ZM105 209V208H104ZM107 209H109V208H107ZM123 209V208H122ZM141 209V208H140ZM144 210H145V208H143ZM149 209V210H150ZM106 210V209H105ZM139 210V209H138ZM144 210H142V211H144ZM148 210V209H147ZM160 210V209H159ZM164 210V209H163ZM215 210V209H214ZM221 211H224V209H220ZM101 211H103V209L101 210ZM109 211V210H108ZM107 211V212H108ZM111 211H113V209H110V212H109V215H111V214H114V213H111ZM146 211V210H145ZM144 211V212H145ZM152 211V210H151ZM162 211V210H161ZM212 211V210H211ZM106 212V213H107ZM210 212V211H209ZM218 212V214H219V210L217 211ZM102 213V212H101ZM100 213V214H101ZM111 213V214H110ZM119 213V212H118ZM139 213V212H138ZM138 213L136 214V216H135V218H137V216L139 217V215H138ZM157 213V212H156ZM160 213V212H159ZM216 213V212H215ZM214 213V214H215ZM104 214V213H103ZM120 214V213H119ZM132 214H134V213H132ZM134 214V215H135ZM145 214H146V212H145ZM152 214V213H151ZM155 214V213H154ZM162 214H163V212H162ZM206 214V213H205ZM211 215H212V213H210ZM217 214V213H216ZM218 214H217V216H218ZM102 215V214H101ZM101 215H100V218H102L101 217ZM106 215H108V213L106 214ZM131 215V214H130ZM134 215H131V216H133L134 217ZM150 215V214H149ZM157 215H161V213L160 214H157ZM102 216H105V214L104 215H102ZM111 216H114V215H111ZM117 217L118 216H120V215H116ZM131 216H129V217H131ZM142 216V215H141ZM146 216H148L147 214H146ZM207 216V215H206ZM110 217V216H109ZM150 217V216H149ZM157 217V216H156ZM159 217V216H158ZM163 217V215L161 216V218ZM208 217H209V213H208ZM119 219H120V217H118ZM140 218V217H139ZM146 218V217H145ZM152 218H154V217H152ZM104 219H108V218H104ZM127 219H129V218H126V220ZM133 219V218H132ZM131 219V220H132ZM141 219V218H140ZM140 219H134V221L135 220H140ZM143 219V218H142ZM150 219V221H151V218H149ZM156 219V218H155ZM160 219V218H159ZM209 219V218H208ZM154 219H152V222H154L153 221ZM100 221H102V222H104V220H100ZM112 221H113V218H112ZM128 221V220H127ZM141 221V220H140ZM147 221V220H146ZM114 222V221H113ZM112 222V223H113ZM117 222V221H116ZM115 222V223H116ZM132 222V221H131ZM131 222H130V220H129V223H130V225H131V227H135V226H132L133 224H131ZM156 222V221H155ZM114 223V224H115ZM129 223L127 224V222H125V224L127 225V226H129ZM133 223H135V222H133ZM136 223H137V221H136ZM136 223L134 224V225H136ZM140 223H143L142 221L140 222ZM140 223H138L139 224V226H141L142 224H140ZM107 224V223H106ZM116 225V224H115ZM114 225V226H115ZM146 225V224H145ZM121 226V225H120ZM155 226H157V225H155ZM116 227H118V226H116ZM123 227V226H122ZM136 227H137V225H136ZM141 227H143V226H141ZM150 227V226H149ZM148 227V228H149ZM42 228V227H41ZM121 228V227H120ZM146 228V230L144 231V234L143 235H145L146 237H147V235L149 234V230L147 229V227H145ZM38 229H40V228H38ZM125 229H127V227L125 226ZM134 230L136 229V228H133ZM139 229V228H138ZM137 229V230H138ZM143 229H139V230H143ZM152 229V228H151ZM262 229H264V226H262ZM114 230V229H113ZM117 229H115V231H116ZM123 230V229H122ZM136 230V231H137ZM99 231V230H98ZM114 231V232H115ZM133 231V230H132ZM136 231H134V232H131V230H129L128 232H129V236H131L133 239H135V237L137 238L138 236L139 237H141V232H140V234H137L138 236H135V237H133L134 235H136V234H134L133 236H132V234L131 233H135ZM157 231V230H156ZM41 232V231H40ZM113 232V233H114ZM138 232V233H139ZM143 232V231H142ZM158 232V231H157ZM264 232V231H263ZM148 233V234H147ZM131 234V235H130ZM147 234V235H146ZM154 234V233H153ZM153 234H151L150 236H152ZM255 234V232H253L252 234H250L248 237H251V235L253 236ZM115 235H117V234H115ZM143 235H142V237H143ZM30 236V235H29ZM144 236V237H145ZM150 236H148V237H150ZM25 237V236H24ZM131 237H129V238H131ZM138 237V238H139ZM156 237V236H155ZM31 238V237H30ZM33 238V237H32ZM128 237L126 236V239H127ZM131 238V239H132ZM151 238V237H150ZM153 239H154V235H153V237H152ZM151 238V239H152ZM29 239V238H28ZM132 239V240H133ZM140 239V238H139ZM138 239V240H139ZM143 239V238H142ZM141 239V240H142ZM151 239H149V240H151ZM130 240V239H129ZM131 240V241H132ZM144 240H146L145 238H144ZM144 240H142V241H144ZM155 240H157V239H155ZM155 240H153L154 242H155ZM30 241V240H29ZM32 241V240H31ZM130 241V242H131ZM147 242H148V240H146ZM33 242V241H32ZM147 242H145V244L147 243ZM151 242L152 241H150L149 243V245L148 246H152L154 243H152L151 244ZM157 242V241H156ZM131 243H133V241L131 242ZM144 243V242H143ZM162 243V242H161ZM24 244V243H23ZM144 244V245H145ZM133 245H135V244H133ZM144 245H141V246H143L144 247ZM24 246V245H23ZM128 246V245H127ZM140 246V247H141ZM147 246V245H146ZM145 246V247H146ZM151 246L149 247V248H151ZM43 247V246H42ZM126 247V246H125ZM136 247V246H135ZM144 247V248H145ZM153 247V246H152ZM155 247V246H154ZM152 248V250H154L155 248ZM163 247H165V245L163 246ZM168 247V245L165 247V248H167ZM128 248H129V246H128ZM130 248H131V246H130ZM133 248V247H132ZM143 248V249H144ZM148 248V247H147ZM146 248V249H147ZM159 248V247H158ZM164 248V249H165ZM169 248V247H168ZM171 248V247H170ZM139 249V248H138ZM140 249H142V247L140 248ZM142 249V251H144ZM146 249H145V251L144 252H146V255H148V252L146 251ZM160 249H162V247H160ZM43 250V249H42ZM132 250V249H131ZM130 250V251H131ZM167 250V249H166ZM149 251H151V249L149 250ZM165 251V250H164ZM163 251V252H164ZM133 252V251H132ZM131 252V253H132ZM153 251H151V253H152ZM165 252H167V251H165ZM171 252V249H170V251H169V253ZM143 253V252H142ZM39 254V253H38ZM145 254V253H144ZM156 254V253H155ZM158 254V253H157ZM255 254L257 255V262H258V264H264V248L263 247H255ZM146 255H143L144 256V258H145V256ZM152 256V255H151ZM151 256H150V258H149V260H151L153 257H156V255L155 256H152V258H151ZM143 258V259H144ZM155 258H153L152 260L153 261H155L154 260ZM231 261H228V262H225L224 264H231L230 263Z\"/></svg>", "mask_w": 264, "mask_h": 264}]
</instances>
